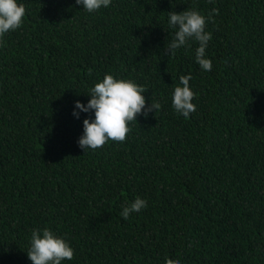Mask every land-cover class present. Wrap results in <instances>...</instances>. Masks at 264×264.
I'll use <instances>...</instances> for the list:
<instances>
[{
	"label": "trees",
	"instance_id": "obj_1",
	"mask_svg": "<svg viewBox=\"0 0 264 264\" xmlns=\"http://www.w3.org/2000/svg\"><path fill=\"white\" fill-rule=\"evenodd\" d=\"M17 3L22 24L0 44V264H32L44 228L74 251L61 264H264V0H111L91 13ZM183 10L206 18L211 71L198 42L165 53L169 12ZM105 74L161 108L84 152L94 112L73 116L75 101ZM182 75L195 93L187 119L172 106ZM136 198L147 207L123 219Z\"/></svg>",
	"mask_w": 264,
	"mask_h": 264
},
{
	"label": "clouds",
	"instance_id": "obj_2",
	"mask_svg": "<svg viewBox=\"0 0 264 264\" xmlns=\"http://www.w3.org/2000/svg\"><path fill=\"white\" fill-rule=\"evenodd\" d=\"M77 5L88 12H95L101 7H108L111 0H75ZM26 9L17 0H0V44L2 38L10 31L18 29L25 16ZM212 14H218V9H212L207 19H212ZM168 24L176 28L174 38L165 50L166 55L174 56L176 50L189 46L190 41L198 42L195 50V60L204 71H211L212 62L206 58L205 51L208 42L212 39L209 32L205 31L206 18L196 10L170 11ZM91 74V69L88 70ZM190 75L179 77L182 86H176L172 96V106L176 112L186 119L189 114L196 111L192 102L195 93L189 87ZM148 89L130 80L115 79L110 74H105L102 81L96 82L90 89V99L87 104L75 101L73 116L79 118V112H94V119L83 120V135L78 140V146L84 149L102 148L109 140L123 142L130 131L129 122L136 121L137 115L158 111L159 102L151 101L146 105L143 95ZM79 111H76V110ZM147 207V202L136 198L130 205L123 208L121 217L125 220L131 213L140 212ZM27 256L32 264H61L64 260H72L74 251L62 238L54 235L48 229H33L30 239V248ZM165 264H179V261L167 259Z\"/></svg>",
	"mask_w": 264,
	"mask_h": 264
}]
</instances>
